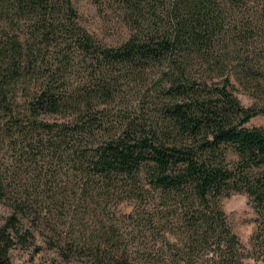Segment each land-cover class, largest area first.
I'll use <instances>...</instances> for the list:
<instances>
[{
    "label": "trees",
    "instance_id": "16d2710c",
    "mask_svg": "<svg viewBox=\"0 0 264 264\" xmlns=\"http://www.w3.org/2000/svg\"><path fill=\"white\" fill-rule=\"evenodd\" d=\"M83 1L124 35L86 30ZM240 89L264 98V0H0V264L33 231L65 260L264 264V110Z\"/></svg>",
    "mask_w": 264,
    "mask_h": 264
},
{
    "label": "rangeland",
    "instance_id": "374dc122",
    "mask_svg": "<svg viewBox=\"0 0 264 264\" xmlns=\"http://www.w3.org/2000/svg\"><path fill=\"white\" fill-rule=\"evenodd\" d=\"M79 14L82 24L91 34L106 43H112L121 32L120 23L113 13L102 12L83 1L79 4ZM122 32V36H123ZM236 96L244 107H254L264 110V98L254 99L243 90L236 92ZM264 126V114H260L247 124V127ZM228 223L234 234L239 238L246 253L250 252V239L256 229L257 215L245 194H234L223 198L220 202ZM9 209L0 203V228L9 215ZM34 245L21 246L16 243L9 251L12 264H93L85 258L63 259L56 249L49 246L42 236L35 233ZM39 249V250H38ZM250 261V260H249Z\"/></svg>",
    "mask_w": 264,
    "mask_h": 264
}]
</instances>
